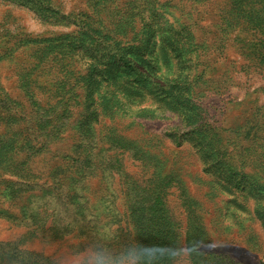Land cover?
Masks as SVG:
<instances>
[{
	"label": "rangeland",
	"instance_id": "obj_1",
	"mask_svg": "<svg viewBox=\"0 0 264 264\" xmlns=\"http://www.w3.org/2000/svg\"><path fill=\"white\" fill-rule=\"evenodd\" d=\"M0 264H264V0H0Z\"/></svg>",
	"mask_w": 264,
	"mask_h": 264
}]
</instances>
